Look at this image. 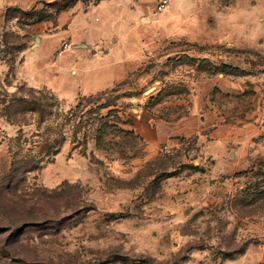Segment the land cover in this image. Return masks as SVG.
<instances>
[{"label":"rangeland","instance_id":"1","mask_svg":"<svg viewBox=\"0 0 264 264\" xmlns=\"http://www.w3.org/2000/svg\"><path fill=\"white\" fill-rule=\"evenodd\" d=\"M96 1L0 0V264H264V0L180 3L172 30L146 3L143 50L111 87L33 84L34 63L61 71L72 8ZM248 5L255 45H220ZM29 88L48 91L44 114L15 122L2 100ZM216 108L230 126L212 135Z\"/></svg>","mask_w":264,"mask_h":264},{"label":"crops","instance_id":"2","mask_svg":"<svg viewBox=\"0 0 264 264\" xmlns=\"http://www.w3.org/2000/svg\"><path fill=\"white\" fill-rule=\"evenodd\" d=\"M156 1L158 3L161 0H98L88 6L75 5L70 11L72 13L70 25L62 34V36L66 33L72 36L71 46L62 49L53 59V62L60 67L61 71H56L53 66H43L37 62L34 63V68H31L30 80L35 85H46L52 88L64 98H76L80 94H95L111 87L117 80L127 74V62L136 61L138 52L140 53L143 50L138 41L139 39L142 41L143 15L146 10L153 12L152 5L145 8L144 4L155 3ZM201 1L169 0L167 5L169 11H165V17L172 24L170 30L180 23L181 16L180 12L177 11L178 4L199 3ZM139 7L141 10L138 9ZM155 9L157 8L155 7ZM184 11V14L189 12L185 9ZM233 15L238 22L236 24L233 22L234 26H232L233 29L230 35L225 36L224 33L217 32L216 36L220 42L219 44L230 45L235 47L234 50L245 49L250 44L255 45V8L250 7V5L242 8V10L238 8L233 12ZM146 17L150 20L153 19L149 15ZM130 20L135 22H129ZM129 25H132L130 29L134 32L133 34L126 31V27H129ZM132 38L134 42L130 40ZM109 41L113 42L112 45L107 44ZM59 45L56 44L53 50ZM116 48L122 49V53L118 52ZM92 66L96 67V70L90 79H85L83 87L82 81H76L75 77L80 75L83 78L86 69ZM104 67H106V72L102 73L101 70ZM194 96L195 94H193L195 99L196 96ZM217 109L210 111L211 116L206 112L205 122H203L204 126L213 128L212 135L218 134L223 126H230L222 123V116L217 112ZM150 123L137 124V126H155L154 120H151ZM158 123L161 126V121ZM213 137L218 140L217 136Z\"/></svg>","mask_w":264,"mask_h":264},{"label":"trees","instance_id":"3","mask_svg":"<svg viewBox=\"0 0 264 264\" xmlns=\"http://www.w3.org/2000/svg\"><path fill=\"white\" fill-rule=\"evenodd\" d=\"M38 94V95H37ZM46 94L48 95V91L45 89H36V88H29L26 90L25 94L19 95L18 92L12 93L10 95V98H4L2 100V110L5 111V113L15 122L18 121V115L21 113H25L26 111H32V112H40L41 114H44L45 107L42 102V99L46 101ZM44 95V96H43ZM47 102V101H46ZM53 105V104H50ZM22 122V121H20ZM100 131L103 130V126H100ZM54 143V142H53ZM43 148L51 149V143L45 142L42 144ZM25 166L28 164L31 165L28 170L34 169V161L30 160V155L25 156ZM18 161L19 163L22 162ZM31 208L29 210L30 217H36L37 208L34 204H31Z\"/></svg>","mask_w":264,"mask_h":264},{"label":"built area","instance_id":"4","mask_svg":"<svg viewBox=\"0 0 264 264\" xmlns=\"http://www.w3.org/2000/svg\"><path fill=\"white\" fill-rule=\"evenodd\" d=\"M168 4H169V0H161L160 2L157 3L156 8L158 11H163V10H165V8L167 7ZM68 46H69V44L66 43L65 48Z\"/></svg>","mask_w":264,"mask_h":264}]
</instances>
